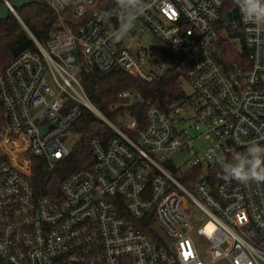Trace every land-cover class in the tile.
I'll return each mask as SVG.
<instances>
[{
  "label": "built area",
  "instance_id": "built-area-1",
  "mask_svg": "<svg viewBox=\"0 0 264 264\" xmlns=\"http://www.w3.org/2000/svg\"><path fill=\"white\" fill-rule=\"evenodd\" d=\"M40 1L55 31L0 72V264H264V0H74L76 26ZM92 70L172 78L171 95L120 92L109 110L145 104L144 123L114 126L78 79ZM81 108L114 135L70 170Z\"/></svg>",
  "mask_w": 264,
  "mask_h": 264
},
{
  "label": "trees",
  "instance_id": "trees-1",
  "mask_svg": "<svg viewBox=\"0 0 264 264\" xmlns=\"http://www.w3.org/2000/svg\"><path fill=\"white\" fill-rule=\"evenodd\" d=\"M67 9L64 20L72 26L80 25L81 20L74 18L72 10L75 7L74 0H66ZM15 14H8L9 17L0 21V72L12 60L24 51H37L31 38H34L39 44L45 45L53 32L57 23V17L49 6L45 4H32L16 9ZM161 51L172 54L163 47ZM242 52V51H241ZM230 46L225 50L222 61L228 66L237 61V55L241 54ZM241 54L240 56H243ZM175 57V55H172ZM78 79L82 89L87 95L89 101L96 111L101 113L105 119L112 125L117 126L118 117H122L125 110L129 111L131 117H135L139 126L144 123L143 108L144 105L133 104L131 107L116 108L111 112L109 107L121 103L119 93L127 90H134L140 93L146 102L153 103L160 97L169 96V84L172 78H164L161 82L154 84H145L135 77L121 71H83L79 73ZM80 118L72 125V129L78 134L77 146L74 148L70 160V167L73 169L82 168L88 161L87 141L89 138H96L104 141L113 136L112 130L104 122L99 120L91 111L81 108Z\"/></svg>",
  "mask_w": 264,
  "mask_h": 264
},
{
  "label": "rangeland",
  "instance_id": "rangeland-1",
  "mask_svg": "<svg viewBox=\"0 0 264 264\" xmlns=\"http://www.w3.org/2000/svg\"><path fill=\"white\" fill-rule=\"evenodd\" d=\"M264 79V78H263ZM127 119H123V117L119 120V122L124 125L126 123ZM192 135L193 133L190 132ZM78 134L74 133L73 130H68V132L64 133L61 136V142L62 144L65 145V147L69 150L71 148H73L76 145V142L78 141ZM194 145L197 148L202 149L205 145V141L204 140H199L198 142L195 140L194 141ZM172 160H173V164L176 167H181L183 166V164L188 160V156L187 153L185 151L183 152H177L172 156ZM199 220V219H198Z\"/></svg>",
  "mask_w": 264,
  "mask_h": 264
},
{
  "label": "water",
  "instance_id": "water-1",
  "mask_svg": "<svg viewBox=\"0 0 264 264\" xmlns=\"http://www.w3.org/2000/svg\"><path fill=\"white\" fill-rule=\"evenodd\" d=\"M9 4L11 8L16 10L32 4L40 5L42 4V2L40 0H10ZM8 14H9L8 7L0 2V21L7 19L9 17Z\"/></svg>",
  "mask_w": 264,
  "mask_h": 264
}]
</instances>
